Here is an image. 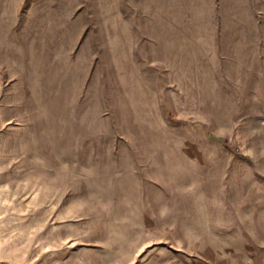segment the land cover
I'll return each instance as SVG.
<instances>
[{
  "label": "rangeland",
  "instance_id": "rangeland-1",
  "mask_svg": "<svg viewBox=\"0 0 264 264\" xmlns=\"http://www.w3.org/2000/svg\"><path fill=\"white\" fill-rule=\"evenodd\" d=\"M0 264H264V0H0Z\"/></svg>",
  "mask_w": 264,
  "mask_h": 264
}]
</instances>
